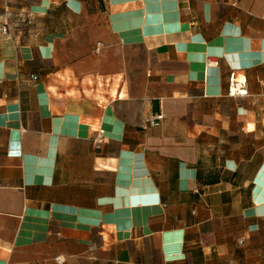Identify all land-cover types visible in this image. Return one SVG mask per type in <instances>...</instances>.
Masks as SVG:
<instances>
[{
  "label": "crops",
  "instance_id": "0c3cea01",
  "mask_svg": "<svg viewBox=\"0 0 264 264\" xmlns=\"http://www.w3.org/2000/svg\"><path fill=\"white\" fill-rule=\"evenodd\" d=\"M58 255L264 264V0H0V264Z\"/></svg>",
  "mask_w": 264,
  "mask_h": 264
},
{
  "label": "built area",
  "instance_id": "2783aa9c",
  "mask_svg": "<svg viewBox=\"0 0 264 264\" xmlns=\"http://www.w3.org/2000/svg\"><path fill=\"white\" fill-rule=\"evenodd\" d=\"M6 13L8 12V5L5 8ZM3 33L7 34L9 32V25L8 23H5L2 27ZM100 45V44H99ZM206 64L209 67H217L219 66V59L218 58H213L211 56H208L206 59ZM36 78V77H35ZM228 92L229 94H244L246 93V90L243 89L235 80L234 78L231 77L229 86H228ZM164 119V115L160 113H155L151 118H150V123L153 125H158L162 120ZM55 260L57 263L61 264L63 263V258L62 256L58 255L55 257Z\"/></svg>",
  "mask_w": 264,
  "mask_h": 264
}]
</instances>
